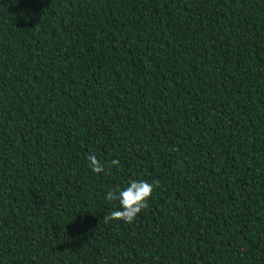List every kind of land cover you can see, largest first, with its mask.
Wrapping results in <instances>:
<instances>
[{
	"label": "trees",
	"instance_id": "16d2710c",
	"mask_svg": "<svg viewBox=\"0 0 264 264\" xmlns=\"http://www.w3.org/2000/svg\"><path fill=\"white\" fill-rule=\"evenodd\" d=\"M0 264H264V0H0Z\"/></svg>",
	"mask_w": 264,
	"mask_h": 264
},
{
	"label": "clouds",
	"instance_id": "9594fccd",
	"mask_svg": "<svg viewBox=\"0 0 264 264\" xmlns=\"http://www.w3.org/2000/svg\"><path fill=\"white\" fill-rule=\"evenodd\" d=\"M86 159L88 167L94 173H100L104 170V166L93 155L89 154ZM118 165L119 161L117 159L110 161V166ZM155 183L156 181L133 179L120 188L119 191L108 190L105 193V199L118 201V207L112 209L105 219H119L130 222L141 209L147 207L148 197L152 194Z\"/></svg>",
	"mask_w": 264,
	"mask_h": 264
}]
</instances>
